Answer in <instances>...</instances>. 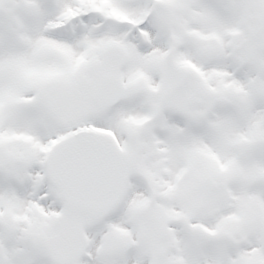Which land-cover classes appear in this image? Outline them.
Returning a JSON list of instances; mask_svg holds the SVG:
<instances>
[{
	"label": "snow or ice",
	"instance_id": "snow-or-ice-1",
	"mask_svg": "<svg viewBox=\"0 0 264 264\" xmlns=\"http://www.w3.org/2000/svg\"><path fill=\"white\" fill-rule=\"evenodd\" d=\"M0 264H264V0H0Z\"/></svg>",
	"mask_w": 264,
	"mask_h": 264
}]
</instances>
